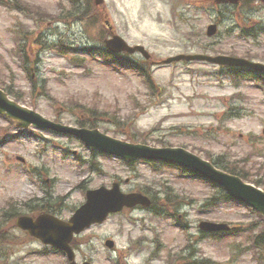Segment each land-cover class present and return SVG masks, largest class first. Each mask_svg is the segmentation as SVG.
Instances as JSON below:
<instances>
[{
	"label": "rangeland",
	"instance_id": "374dc122",
	"mask_svg": "<svg viewBox=\"0 0 264 264\" xmlns=\"http://www.w3.org/2000/svg\"><path fill=\"white\" fill-rule=\"evenodd\" d=\"M2 1L10 5L0 3V85L13 90L21 104L131 143L182 146L264 184L263 87L231 79L227 68L205 62L160 63L180 52L231 53L264 63V32L237 35L244 27H264L260 1L246 7L214 0ZM106 19L113 33L143 45L150 58L119 52L118 58L138 68L107 64L104 54L112 49L103 43L111 34ZM214 22L217 32L207 36ZM162 164L155 161L154 169L143 160L129 165L92 154L74 135L32 125L19 131L0 114V208L11 203L0 212V264H69L64 254L15 225L21 206L14 203L27 201L24 210L32 212L38 201L30 200L46 195L40 203L68 219L86 189L113 181L123 191H145L155 210L167 204L187 228L174 226L164 209L156 215L141 206L126 208L77 234L72 243L77 264H264V247L252 241L264 231L258 213L232 200L215 204L217 188ZM202 221L243 230L215 239L199 229ZM107 238L114 241L110 249Z\"/></svg>",
	"mask_w": 264,
	"mask_h": 264
},
{
	"label": "water",
	"instance_id": "95a60500",
	"mask_svg": "<svg viewBox=\"0 0 264 264\" xmlns=\"http://www.w3.org/2000/svg\"><path fill=\"white\" fill-rule=\"evenodd\" d=\"M102 0H96V3H100ZM220 2L236 1V0H217ZM215 32V26H209L207 34L211 35ZM108 45L111 48L128 49L133 50L118 36L108 41ZM141 49L140 46L135 47ZM180 58L186 59H200L209 62H220L233 65H246L257 69H264V65L259 63H253L243 58H235L230 56H210L204 54L197 55H180ZM170 60V59H168ZM0 112L8 115L11 118L19 120L20 124L27 125L33 122L40 126L51 127L58 131L73 132L78 134L84 139L86 144L92 148H98L101 151L107 153H113L124 158L131 160L134 157H146L154 159H163L166 161H178L187 165L195 167L201 174L211 178L222 184L233 196L247 201L264 213V192L244 184L238 177L228 175L214 168L209 162L202 160L201 158L189 154L180 148H156L141 144H130L124 141H120L111 138L105 134H102L97 129L88 130L85 128L74 129L71 127L54 124L38 113L25 108L8 98L5 92L0 89ZM100 194H105L107 200L100 201ZM88 200L75 214L69 219V221H61L60 219L48 215L42 214L33 220L28 216H21L17 220V224L22 228L29 229L30 233L41 238L44 242L52 243L67 251L70 258L73 257L72 251L68 246L69 241L72 238L73 232H79L86 225H89L94 221H102L106 214L110 211H115L121 208L123 204L133 205L135 203H142L148 205L150 203L146 196L140 193L121 194L118 191L115 184L113 189L107 190L100 188L97 190H90L87 192ZM203 228H214L216 225L211 223H203ZM111 244V242H109ZM87 264V263H84Z\"/></svg>",
	"mask_w": 264,
	"mask_h": 264
},
{
	"label": "trees",
	"instance_id": "16d2710c",
	"mask_svg": "<svg viewBox=\"0 0 264 264\" xmlns=\"http://www.w3.org/2000/svg\"><path fill=\"white\" fill-rule=\"evenodd\" d=\"M236 70H240L241 68H235ZM0 87H2L7 93H9L10 95H12L17 101H22V100H20V98H18V95L13 91V90H11L9 87H5V86H3V85H0ZM219 161V160H218ZM217 161V164L219 165V167H221L222 169H225V170H227V171H229V172H232V173H235V174H239V175H241L240 174V172H238L236 169H234L233 167H231V166H229V165H226V164H224V163H222V162H218ZM256 182V181H255ZM44 199L45 198H39L38 199V201L39 202H43L44 201ZM43 203H45V202H43ZM43 203H40V204H37L36 203V207H35V209H31L32 211H35V210H40V209H46L47 207H45V205L43 204ZM16 207V206H15ZM19 211H20V209H18ZM18 212V211H17Z\"/></svg>",
	"mask_w": 264,
	"mask_h": 264
}]
</instances>
